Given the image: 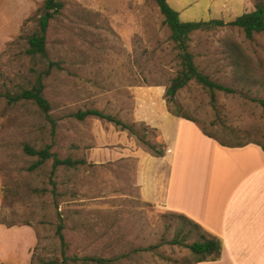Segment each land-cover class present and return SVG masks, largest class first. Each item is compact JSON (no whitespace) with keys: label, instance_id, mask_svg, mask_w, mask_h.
I'll return each instance as SVG.
<instances>
[{"label":"rangeland","instance_id":"obj_1","mask_svg":"<svg viewBox=\"0 0 264 264\" xmlns=\"http://www.w3.org/2000/svg\"><path fill=\"white\" fill-rule=\"evenodd\" d=\"M44 1L0 0V264L61 263L65 258L68 264H88L84 259L122 255L131 257L113 264H192L188 249L171 244L177 237L187 244L196 240L187 235L190 226L173 221L168 216L172 211L143 197L144 165L167 153L154 124L163 113L174 116L171 111L178 107L218 137L239 141L250 134L252 140H264L259 103L264 84L244 82L231 68L227 47L232 41L239 44L254 64L264 67V34L248 40L234 27L195 33L189 51L200 70L235 92H217L213 102L202 87L190 84L168 103L165 95L178 61L157 3L65 0L47 31L48 59L63 66L44 82L49 119L31 101H9L33 86L36 72L48 69V60L26 52L27 38L39 29ZM208 2L169 1L183 22L229 23L255 10V0L248 11L241 6L205 10ZM89 109L120 119L139 135L145 127L155 128L148 140L162 144L164 156H154L136 135L113 122L70 117ZM25 146H50L59 158L85 164L53 171L51 158L32 170L38 157L26 153ZM169 168V162L160 168L158 184L165 185ZM2 223L17 228L11 231ZM59 224L64 225L66 247L57 235ZM159 243L154 252L136 251Z\"/></svg>","mask_w":264,"mask_h":264},{"label":"crops","instance_id":"obj_2","mask_svg":"<svg viewBox=\"0 0 264 264\" xmlns=\"http://www.w3.org/2000/svg\"><path fill=\"white\" fill-rule=\"evenodd\" d=\"M219 2L209 0L205 10L248 11L250 4ZM154 125L167 153L141 171L144 200L187 216L222 241L218 260L198 264H264V150L256 144L222 146L194 122L166 113ZM165 162L170 168L163 185L157 177Z\"/></svg>","mask_w":264,"mask_h":264},{"label":"trees","instance_id":"obj_3","mask_svg":"<svg viewBox=\"0 0 264 264\" xmlns=\"http://www.w3.org/2000/svg\"><path fill=\"white\" fill-rule=\"evenodd\" d=\"M161 14L164 16V23L170 30V39L174 44V48L177 52L178 70L175 76L170 80L167 91L166 98L168 103L174 101L178 92L184 90L188 85L195 84L202 87L208 92L212 101L216 99L217 92L234 93L235 90L227 87L225 85L219 84L211 79V77L200 70L199 66L195 62L194 54L189 51L192 36L197 32L202 31H212L218 28L234 27L242 30L245 37L248 40H252L255 34H264V0H255V10L252 12L245 13L237 17L234 21L229 23L224 22L219 19H212L209 21L200 22H183L180 19V14L174 10L168 3V0H154ZM65 8V0H45L42 6L41 15L38 20L39 29L34 32L31 36L27 38L29 47H27V54L31 57L39 56L42 59L48 60V69L44 72H36L35 83L30 89H24L21 93L16 94L14 97H10V102H18L21 100L31 101L39 107L41 112L49 119L51 105L46 99L45 90V79L50 76L52 70L62 71L63 66L60 61H51L47 56V31L50 27L52 20L62 13ZM227 47L232 52V64L231 68L237 75L242 76V80L252 81L251 84L257 85L258 83L264 84V67L261 65L254 64V62L247 57L244 50L241 49L240 45L235 42H229ZM260 68V72L258 69ZM256 75V76H255ZM260 105L264 109V99L259 101ZM174 106V105H173ZM172 114L178 118L186 119L197 124L204 135L215 139L220 145L225 147H244L249 144L259 145L264 150V140H252V135L245 134L241 140H235L233 138L218 137L204 127H201L199 122L192 116L188 115L187 112H183L178 107H173L171 111ZM78 121L84 122L89 118L95 117L98 119H104L109 122H113L120 126L123 130H128L138 137V139L151 150L152 154L156 157H163L165 154V147L159 145L158 143H151L148 140V133H156L155 128L145 127L144 134L139 135L134 131V128L125 124L120 119L104 114L102 111L89 109V110H79L76 113L70 115ZM56 126V122L53 119V128ZM25 152L31 156H37L38 161L32 166V170L44 165L47 161L53 158V171L60 167H65L68 169H77L79 166L84 165L85 161L83 159H73L67 157L65 159L59 158L56 154H52L50 151V146L44 149L36 150L30 146H25ZM170 219L173 221L181 220L183 224L189 225L190 229L187 235H195L196 240L192 243L187 244L183 239L179 237L175 238L171 244L179 245L189 250L190 260L192 264H198L200 262H211L216 261L221 257L222 253V241L205 230L202 226L188 218L187 216L170 212L168 214ZM7 227H13L14 224H5ZM63 224H59L57 227V235L63 247L67 246L65 236L63 234ZM161 243L150 246L148 248L136 250L143 252H154V250L161 248ZM131 257L130 255H122L120 257H115L114 259H104L101 257H93L84 259V262H89L88 264H113L114 262H120L124 258ZM49 264H68V260L65 258L61 263L50 262Z\"/></svg>","mask_w":264,"mask_h":264}]
</instances>
